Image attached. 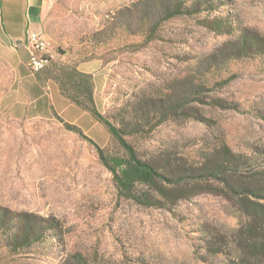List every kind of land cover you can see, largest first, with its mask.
Masks as SVG:
<instances>
[{
  "label": "rangeland",
  "instance_id": "rangeland-1",
  "mask_svg": "<svg viewBox=\"0 0 264 264\" xmlns=\"http://www.w3.org/2000/svg\"><path fill=\"white\" fill-rule=\"evenodd\" d=\"M48 24L61 61L92 71L93 101L63 70L65 93L86 104L64 120L52 88L33 80L50 72H33L27 50L0 39V264H264L242 246L247 216L218 182L199 180L205 192L166 208L121 197L98 147L124 149L90 110L127 127L125 139L161 166L198 172L229 149L230 184L257 189L264 0H57Z\"/></svg>",
  "mask_w": 264,
  "mask_h": 264
},
{
  "label": "trees",
  "instance_id": "trees-1",
  "mask_svg": "<svg viewBox=\"0 0 264 264\" xmlns=\"http://www.w3.org/2000/svg\"><path fill=\"white\" fill-rule=\"evenodd\" d=\"M252 47L257 51L261 48V44L256 42L252 44ZM248 48L247 44L243 45V49ZM77 76L79 77L73 81L74 87L83 89L87 92L89 100L93 101L92 88L88 83L90 75L77 72ZM63 87L64 85H62L64 91ZM64 94L81 108L86 107L79 95H69L65 91ZM183 108L181 102L161 110L163 120L171 118L172 114ZM90 110L108 127L124 149L125 155L117 156L106 154L98 147L100 159L112 172L115 186L121 197L144 206L166 208L177 201L188 199L191 195L205 192L206 190L200 189L205 186L199 180L218 182L222 184L223 190L232 196L234 202L247 216L246 224L239 231L241 238L244 235L242 246L246 249H254L264 255V170L256 173L258 179L255 182L258 184V188L250 190L247 187L237 188L230 184L229 177H232L235 162L228 156L229 149H223L225 151L222 152L223 158L216 165L198 172L193 165L187 163L177 165L175 160H172L168 165L161 166L155 161L143 159L135 147L125 139V135L129 134L127 127L116 126L102 115H98L94 107H91ZM67 126L81 133L75 125ZM24 228L25 226H20L18 232H26ZM27 232H30V228L27 229ZM25 238L27 237L25 236Z\"/></svg>",
  "mask_w": 264,
  "mask_h": 264
},
{
  "label": "crops",
  "instance_id": "crops-1",
  "mask_svg": "<svg viewBox=\"0 0 264 264\" xmlns=\"http://www.w3.org/2000/svg\"><path fill=\"white\" fill-rule=\"evenodd\" d=\"M57 0H0V9L3 23L0 22V39L14 49L15 51L25 49L26 36L29 30H40L48 40L51 46L50 53L52 55L51 63L46 72H50L47 77L35 78L33 80L40 86L52 88V94L49 96V104L52 111L57 115H66V110H82L81 107L64 94L63 70L71 72H81L92 74L86 63L72 64L61 61L56 50V40L54 34L50 30L48 24L49 14L52 7L55 6ZM41 76V75H40ZM39 76V77H40ZM64 120L70 122L71 117H63Z\"/></svg>",
  "mask_w": 264,
  "mask_h": 264
},
{
  "label": "built area",
  "instance_id": "built-area-1",
  "mask_svg": "<svg viewBox=\"0 0 264 264\" xmlns=\"http://www.w3.org/2000/svg\"><path fill=\"white\" fill-rule=\"evenodd\" d=\"M25 48L28 52L29 66L33 72L43 71L51 63V46L45 43L40 30L28 31Z\"/></svg>",
  "mask_w": 264,
  "mask_h": 264
},
{
  "label": "bare ground",
  "instance_id": "bare-ground-1",
  "mask_svg": "<svg viewBox=\"0 0 264 264\" xmlns=\"http://www.w3.org/2000/svg\"><path fill=\"white\" fill-rule=\"evenodd\" d=\"M41 34H42V37L44 38L45 43L48 45V40H47L45 34L43 32H41Z\"/></svg>",
  "mask_w": 264,
  "mask_h": 264
}]
</instances>
